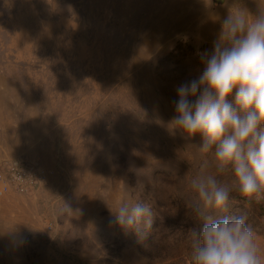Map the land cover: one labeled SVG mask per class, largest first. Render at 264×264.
<instances>
[{"label": "rangeland", "instance_id": "1", "mask_svg": "<svg viewBox=\"0 0 264 264\" xmlns=\"http://www.w3.org/2000/svg\"><path fill=\"white\" fill-rule=\"evenodd\" d=\"M14 1L0 0V80H46L64 101L45 111L53 145L14 153L49 172L32 193L0 194V264H192L188 229L199 218L185 207L187 177L203 161L215 172V163L199 151V135L167 125L177 86L201 70L197 52L211 49L235 0H44L51 49L21 59L7 47ZM240 2L257 11L258 0ZM78 37L94 39V48L67 54ZM14 63L38 70H10ZM219 179L230 182L231 171ZM104 198L149 202L151 230L125 234ZM230 200L264 249V201L246 203L235 186Z\"/></svg>", "mask_w": 264, "mask_h": 264}, {"label": "clouds", "instance_id": "2", "mask_svg": "<svg viewBox=\"0 0 264 264\" xmlns=\"http://www.w3.org/2000/svg\"><path fill=\"white\" fill-rule=\"evenodd\" d=\"M197 56L201 70L177 86L175 115L167 125L173 133L199 135V151L211 152L215 163V172L203 161L187 177L185 207L199 218L188 229L189 256L192 264H264L246 212L232 211L230 200L235 186L246 203L264 201V3L258 0L252 13L235 0L211 49ZM226 169L230 182L219 179ZM106 203L125 234L139 238L151 230L155 212L149 202Z\"/></svg>", "mask_w": 264, "mask_h": 264}, {"label": "crops", "instance_id": "3", "mask_svg": "<svg viewBox=\"0 0 264 264\" xmlns=\"http://www.w3.org/2000/svg\"><path fill=\"white\" fill-rule=\"evenodd\" d=\"M43 1L17 0L13 3V14L9 16L8 21V29L13 31V34L9 31L7 47L16 59H21L22 56H41L51 49L44 33L51 25L47 26L46 18L40 17V11L44 8ZM63 21L65 24L76 23L68 17H63ZM47 34L49 35L50 31ZM93 40L85 37L72 39V44L68 47L70 49L65 48L66 53L84 54L85 50L94 48L91 46ZM51 42L55 44V41ZM21 65L14 63L8 67L10 66V70L13 69L11 66L16 70L21 67L23 72L38 70V65L35 68ZM48 86L46 80L16 79L12 73L11 78L0 80V157L15 155L14 153L19 151L42 154L53 145L55 129L45 111L49 103H63L64 100L62 96L58 98L54 95L53 90L49 91ZM50 86L55 87L57 84L52 82Z\"/></svg>", "mask_w": 264, "mask_h": 264}, {"label": "built area", "instance_id": "4", "mask_svg": "<svg viewBox=\"0 0 264 264\" xmlns=\"http://www.w3.org/2000/svg\"><path fill=\"white\" fill-rule=\"evenodd\" d=\"M48 169L40 159L24 154L0 157V194H28L36 191L47 179Z\"/></svg>", "mask_w": 264, "mask_h": 264}, {"label": "bare ground", "instance_id": "5", "mask_svg": "<svg viewBox=\"0 0 264 264\" xmlns=\"http://www.w3.org/2000/svg\"><path fill=\"white\" fill-rule=\"evenodd\" d=\"M125 1H126V0H125ZM138 1H139V0H138ZM126 2H127V1H126ZM156 2H157V1H156ZM128 5H129V4H128ZM191 6H192V5H191ZM170 8H171V7H170ZM201 8H202V7H201ZM134 10H135V9H134ZM174 10H175V9H174ZM170 11H171V10H170ZM162 12H163V11H162ZM178 13H179V12H178ZM180 15H181V14H180ZM180 15H179V16H180ZM182 15H183V14H182ZM179 16H178V17H179ZM189 17H190V16H189ZM191 17H192V15H191ZM185 18L187 19V17H185ZM172 23H173V22H172ZM9 67H10V66H9ZM11 69H12V67H11ZM28 76H29V75H28ZM70 86H71V85H70ZM74 86H75V85H74ZM61 87H62V86H61ZM48 88H49V86H48ZM72 88H73V87H72ZM55 89H56V88H55ZM76 92H77V91H76ZM77 93H78V92H77ZM80 94H81V93H80Z\"/></svg>", "mask_w": 264, "mask_h": 264}]
</instances>
